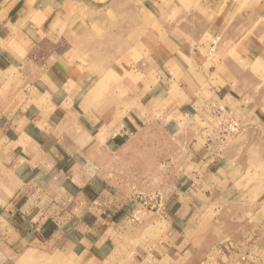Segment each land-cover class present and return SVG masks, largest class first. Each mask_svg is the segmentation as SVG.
<instances>
[{"label":"crops","instance_id":"0c3cea01","mask_svg":"<svg viewBox=\"0 0 264 264\" xmlns=\"http://www.w3.org/2000/svg\"><path fill=\"white\" fill-rule=\"evenodd\" d=\"M234 6L221 0L203 6L213 17V42L150 34L133 40L128 54L124 37L118 36L114 54H108L84 51L75 39L68 51L50 54L47 65L33 51L45 41L46 29L39 39V26H28L27 18L23 32L28 38L19 32L3 38L23 25L11 19L0 23V264L238 260L227 257L234 248L230 242L210 243L195 226L230 202L215 196V190L232 187V174L250 167L252 141L264 142V83L259 76L264 73L252 71L254 64L264 65V31L258 33L241 17L235 20ZM257 7L245 12H259ZM18 11L9 7L7 15ZM52 13L36 10L40 27L46 28ZM259 13L264 18V9ZM209 47L213 57L206 54ZM31 70L37 74L30 82ZM114 78L116 89L109 85ZM17 79L24 82L22 88L14 83ZM213 104L225 105L242 124L241 136L228 147L213 142L197 150L194 143L181 170L198 179L180 180L175 194L166 195L164 208L113 198L109 190L95 187L89 172L96 150L115 146L141 125L171 123L170 114L204 120ZM127 107L125 117H118ZM158 110L164 115L157 116ZM263 156L261 148L262 165ZM165 186L174 187L172 181ZM247 264H264V246L253 247Z\"/></svg>","mask_w":264,"mask_h":264},{"label":"rangeland","instance_id":"374dc122","mask_svg":"<svg viewBox=\"0 0 264 264\" xmlns=\"http://www.w3.org/2000/svg\"><path fill=\"white\" fill-rule=\"evenodd\" d=\"M209 1L211 0H0V23L11 19L14 23H20L22 20L23 25L28 18L26 21L28 26H39L37 36L39 39L43 37L40 35L46 29L45 41L36 43L33 51L42 54L41 58L43 56L46 58L47 65L50 54L68 51L69 47L72 45L74 47L76 41L84 51L88 50L91 53L101 51L108 54H114L112 50L117 46L118 36L124 37L128 54L133 52L130 50L134 46L133 40H143L150 34H155L162 40L171 35L176 41L200 39L205 43L213 42L209 35L213 17L203 8L209 5ZM221 1L223 3L231 1L235 4L237 11L234 15L237 16L235 20H240L241 17L248 23L252 22L258 33L264 31V18L261 19L259 13L264 9V0ZM12 6L17 7L18 13L7 15V9ZM256 6L259 12L256 10L245 12L246 9H253ZM45 8L50 13L53 9L55 11L48 23L44 24L46 28L40 27L42 23L35 14L36 10ZM136 21L140 22L139 26L133 29ZM23 27L24 25L17 27L13 34L7 33L3 38L15 36L18 32V36L28 38L27 33L23 32ZM58 38L60 41L56 43ZM139 47L141 56H144L143 44ZM211 47L206 50L208 57L215 54ZM252 71L257 75L264 73V65L254 64ZM36 74V71H30V82L34 80ZM259 76L264 83V75ZM16 81L14 83H18L20 88L24 86L20 79ZM117 83L115 78L109 81V85H115V89ZM130 109L127 107L125 113L118 117L123 118V115L125 117ZM156 114L164 115L161 110ZM169 117L173 122L168 123L170 121L168 120L157 125H141L136 133H130L131 136L120 143L117 142L115 146L104 145L103 148L96 150L92 161L90 159L92 166L89 172L95 187L99 190H109L113 198L121 197L129 202L134 201L149 207L154 205L158 207L161 204L164 208L166 195L175 194L174 191L177 190L175 186H178L180 180L198 179L189 173L182 175L181 170V167L187 164L188 149L194 143L197 145L193 149L197 150L213 142L228 147L241 136L239 133L228 138L225 144H221L215 139L216 121L211 117H205L204 120L201 117L195 120L180 119V115L177 118L174 114H170ZM243 140L248 142L246 139ZM251 145L252 154L250 153V162L248 161L250 167L247 172L241 174L237 169L231 177L234 181L232 187L215 190V196L228 198L230 202L224 203L226 205L223 204L221 207L218 205V211L215 209L214 213L205 214L195 224L198 231H205L206 241L230 242L234 246L230 250L232 253L227 257L232 255L235 258L243 253L250 256L254 246L257 249L264 246V163L261 164L260 157L261 148L264 150V142L261 145V141L256 140L252 141ZM262 161L264 162V156ZM229 172L226 173L230 174ZM166 181H172L174 187H166Z\"/></svg>","mask_w":264,"mask_h":264},{"label":"built area","instance_id":"2783aa9c","mask_svg":"<svg viewBox=\"0 0 264 264\" xmlns=\"http://www.w3.org/2000/svg\"><path fill=\"white\" fill-rule=\"evenodd\" d=\"M206 117H211L216 121L215 139L219 140L221 144H225L228 138L238 135L242 131V124L232 117L225 105L213 104L210 108L205 110ZM210 125H212L210 123ZM249 256L247 253L240 254L238 260L233 264H247Z\"/></svg>","mask_w":264,"mask_h":264}]
</instances>
